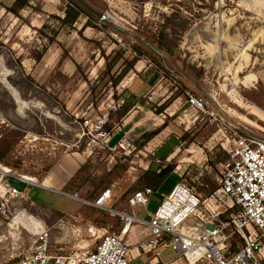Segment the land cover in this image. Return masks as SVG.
Listing matches in <instances>:
<instances>
[{"label":"rangeland","instance_id":"rangeland-1","mask_svg":"<svg viewBox=\"0 0 264 264\" xmlns=\"http://www.w3.org/2000/svg\"><path fill=\"white\" fill-rule=\"evenodd\" d=\"M23 1L27 5L16 17L7 10L15 0H0V166L34 184L9 178L23 198L0 188V264H17L28 256L43 230L52 255L91 252L102 229L119 234L121 226L83 201L110 189L112 207L130 212L128 200L147 182L146 170L172 164L173 172L149 194L146 209L136 210L138 218L148 220L179 182L201 195L217 186L225 158L218 142L232 126H244L264 140V0H83L101 18L77 0ZM68 5L82 12L71 28L60 23ZM44 50L55 62L53 69L43 67L49 70L46 75L33 71ZM133 58L132 69L114 86ZM142 64L149 65L157 81L163 77L159 94L169 96L168 108L181 97L169 109L174 132L162 131L160 136L169 139L155 156L144 152L145 142L134 143L137 151L130 156L87 150L74 114L93 117L108 98H118L115 90L126 86ZM188 90L205 98L206 114L188 107ZM176 145L177 156L165 162ZM187 149L194 163H185L191 156ZM65 160L75 171L62 189L35 184ZM146 234L145 228L135 227L124 240L132 250ZM152 256L144 254L131 264H145ZM175 257L168 247L158 261Z\"/></svg>","mask_w":264,"mask_h":264},{"label":"built area","instance_id":"built-area-1","mask_svg":"<svg viewBox=\"0 0 264 264\" xmlns=\"http://www.w3.org/2000/svg\"><path fill=\"white\" fill-rule=\"evenodd\" d=\"M185 95L191 110L207 113L204 97L190 90ZM124 104L123 98L111 99L104 111L93 117L81 112L74 114L86 137L87 150L121 151L125 156L137 151L125 134L110 144L112 136L106 129L110 114L117 113ZM218 143L226 159L221 164L217 186L207 195L179 182L162 197L156 210L148 213V220H142L136 216V210L146 209L150 189L132 194L128 200L130 212L114 209L111 190L105 189L92 201L83 203L117 219L121 226L119 234L102 229L93 251L61 256L50 253L49 234L43 230L31 253L17 264H130L133 255L124 237L135 227H143L147 232L135 250L136 257L153 254L148 264H264V140L236 125L229 134L222 133ZM7 169L0 166V188L10 197L23 198L25 194L9 178L22 185L33 183ZM168 247H173L176 257L159 262L160 251Z\"/></svg>","mask_w":264,"mask_h":264},{"label":"crops","instance_id":"crops-1","mask_svg":"<svg viewBox=\"0 0 264 264\" xmlns=\"http://www.w3.org/2000/svg\"><path fill=\"white\" fill-rule=\"evenodd\" d=\"M46 54L41 57L38 65L39 67L35 66L33 68L32 66L34 72H43L45 70H43V67H48L46 65H52L51 62L48 61L49 57L47 58ZM54 63L51 66V69H53ZM44 73H49V70H45V72H43V75H46ZM162 78L163 77H160V79ZM157 79L158 76H156V73L149 71V65L142 64V67L139 70H136V72L133 73V76L129 78V82L126 86H121L119 89L116 88L117 90L115 91H117V97L123 98L125 100V104L117 113L110 114L106 129L112 136L110 142L111 145L114 144L120 137H122L123 134H125L136 144L145 142L143 144L144 152L155 156V154L169 139L165 136H160L162 131L169 130L170 132H174V126L171 124V122L174 123V120L171 118L174 112H169V109L172 110V107L178 105L179 101H181V97L177 96L175 98L174 103L171 104V108H168L167 106L165 107V109L162 111L165 114L162 112V114L158 113V115H161V117H159L155 110L167 103L169 101L168 99L170 98L169 96H165L164 93L159 94V90L161 87H163L164 82L160 81V79L157 81ZM153 80H156L157 82H154ZM152 84H155L154 86L156 87L154 92H152ZM108 100L110 101L111 99L108 98ZM109 101L106 103V106L103 104L100 105V108H98V113L104 111V109L109 104ZM124 107L127 108L126 113L121 118H118V114L124 109ZM170 119L171 121L169 123ZM178 150V146H174L172 151L165 157L164 161L169 162L170 160L174 159L178 154ZM185 151L191 155L184 160L186 161L185 163H194L192 160L194 156H192L191 151L189 149ZM78 161L77 163H80L81 160ZM77 163L75 165H77ZM146 166L148 165L144 163V170H146ZM74 171L75 166L73 163L67 162V160L60 161L54 165L47 177L41 181L40 184H35L45 189H50L51 187L57 190L62 189L72 178ZM32 183L34 184V182ZM131 253L133 255L131 261L139 259L144 255L142 254L141 256L136 257L137 252L135 247L131 250ZM149 260L146 261L145 264H148Z\"/></svg>","mask_w":264,"mask_h":264},{"label":"trees","instance_id":"trees-1","mask_svg":"<svg viewBox=\"0 0 264 264\" xmlns=\"http://www.w3.org/2000/svg\"><path fill=\"white\" fill-rule=\"evenodd\" d=\"M26 5H27L26 1L15 0V2L12 3V6L7 7V10H8V12H11L16 17H18L19 10L22 9ZM81 13L82 12L79 10L78 6L68 5L65 8V10H64V17L60 20L61 25L64 26V27H67V28H71L73 26V24L77 21L79 15ZM88 25H89L88 23H85L83 25V27L88 26ZM45 28H46V24H43L42 29H45ZM53 33L55 34V32H53ZM48 40H49V45H51L52 43L56 42V37L49 38ZM46 51L47 50H44L42 55H44L46 53ZM111 53H113V51ZM41 57L36 59V66L39 65ZM116 60H117V58L115 57V58H113L111 63L106 65V69L108 71L110 70L111 65L116 62ZM135 62H136V58H133V60L127 64L128 67L125 68L124 70H122V72L119 73L118 77L114 80V82H112V84L114 86L121 80V78L127 73V71L129 69H132V67L134 66ZM113 95H116L115 92H114ZM166 106H167V103L163 104L162 106H160V108L156 109L155 112L156 113H161L165 109ZM126 111H127V108L124 107V109L118 114V118H121L126 113ZM225 159H226V154H225V158L223 159V161H225ZM173 170H174V165H172V164H167V165L163 166V169H159L156 172L155 171L146 170V172L144 174L146 176H148V180H147L146 183L143 184L142 188L138 189V190H143L145 188H148V189H150L152 191V189H156L163 182V180L165 179L166 175L169 174V173H172ZM213 189H214V187H213ZM213 189H211L208 193H210Z\"/></svg>","mask_w":264,"mask_h":264},{"label":"water","instance_id":"water-1","mask_svg":"<svg viewBox=\"0 0 264 264\" xmlns=\"http://www.w3.org/2000/svg\"><path fill=\"white\" fill-rule=\"evenodd\" d=\"M79 3H81L85 8H87L89 11H91L92 13L98 15L96 12H94L90 7H88L83 0H77ZM100 18L102 17L100 14L98 15ZM39 186V185H38ZM40 187V186H39Z\"/></svg>","mask_w":264,"mask_h":264},{"label":"bare ground","instance_id":"bare-ground-1","mask_svg":"<svg viewBox=\"0 0 264 264\" xmlns=\"http://www.w3.org/2000/svg\"><path fill=\"white\" fill-rule=\"evenodd\" d=\"M16 94V93H15ZM16 98H17V100H18V102H20L21 103V106H24L25 105V103H23V102H21L19 99H18V97L16 96ZM25 179H27L28 181H30V182H34L33 180H31V179H28V178H26V177H24Z\"/></svg>","mask_w":264,"mask_h":264}]
</instances>
